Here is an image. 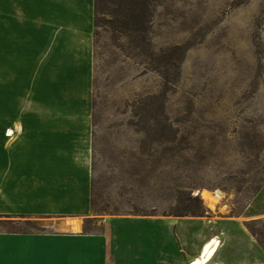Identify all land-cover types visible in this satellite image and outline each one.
<instances>
[{"label": "rangeland", "instance_id": "1", "mask_svg": "<svg viewBox=\"0 0 264 264\" xmlns=\"http://www.w3.org/2000/svg\"><path fill=\"white\" fill-rule=\"evenodd\" d=\"M108 12L94 28L90 212L0 217V231L102 232L113 216H176L189 195L205 208L191 217L239 215L264 185V0H153L137 49ZM167 224L110 220L117 264H147L135 252L159 253L143 239ZM248 226L264 245V220Z\"/></svg>", "mask_w": 264, "mask_h": 264}, {"label": "crops", "instance_id": "2", "mask_svg": "<svg viewBox=\"0 0 264 264\" xmlns=\"http://www.w3.org/2000/svg\"><path fill=\"white\" fill-rule=\"evenodd\" d=\"M94 21L95 0H0V217L90 212ZM114 219L174 225L164 237L140 235L163 246L136 251L141 263L264 264V245L248 226L264 220V185L239 215L113 216L92 233L0 231V264H117L121 252L107 232Z\"/></svg>", "mask_w": 264, "mask_h": 264}, {"label": "trees", "instance_id": "3", "mask_svg": "<svg viewBox=\"0 0 264 264\" xmlns=\"http://www.w3.org/2000/svg\"><path fill=\"white\" fill-rule=\"evenodd\" d=\"M109 0H95V24L97 25L99 19L97 20V12H99L100 8L104 7L108 13H113V18H111L110 23H113V29L118 31L121 37L127 39L129 46L134 49L140 47V42L145 40L144 33L142 28L145 27V24L149 21V14L151 10V5L153 0H112L113 8L108 9L110 7ZM161 0H158L160 2ZM111 10V11H110ZM115 33V32H114ZM143 33V34H142ZM201 195V194H200ZM202 197V196H201ZM187 206L185 207V211L176 214V216H200L205 213V208L202 200L199 196H191L189 195L186 199ZM5 224H14L15 221L11 218H5ZM3 221V220H2ZM25 223L30 225L31 221L25 220ZM10 232H26L22 230H8ZM45 231L40 230L38 232Z\"/></svg>", "mask_w": 264, "mask_h": 264}, {"label": "bare ground", "instance_id": "4", "mask_svg": "<svg viewBox=\"0 0 264 264\" xmlns=\"http://www.w3.org/2000/svg\"><path fill=\"white\" fill-rule=\"evenodd\" d=\"M201 194V193H200ZM77 228L79 227V225H77L76 226ZM216 243H218V242H216L215 240H212V241H210V242H208V243H206L205 245H204V258L206 257V256H209V254L210 253H212L213 251H214V249L216 248ZM192 264H199L196 260H194L193 261V263Z\"/></svg>", "mask_w": 264, "mask_h": 264}, {"label": "built area", "instance_id": "5", "mask_svg": "<svg viewBox=\"0 0 264 264\" xmlns=\"http://www.w3.org/2000/svg\"><path fill=\"white\" fill-rule=\"evenodd\" d=\"M192 263H193V261L190 264H192Z\"/></svg>", "mask_w": 264, "mask_h": 264}, {"label": "water", "instance_id": "6", "mask_svg": "<svg viewBox=\"0 0 264 264\" xmlns=\"http://www.w3.org/2000/svg\"><path fill=\"white\" fill-rule=\"evenodd\" d=\"M200 193V192H199Z\"/></svg>", "mask_w": 264, "mask_h": 264}]
</instances>
